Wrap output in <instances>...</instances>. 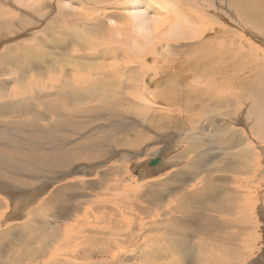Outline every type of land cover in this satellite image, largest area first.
Wrapping results in <instances>:
<instances>
[{
	"label": "bare ground",
	"instance_id": "6f19581e",
	"mask_svg": "<svg viewBox=\"0 0 264 264\" xmlns=\"http://www.w3.org/2000/svg\"><path fill=\"white\" fill-rule=\"evenodd\" d=\"M56 1L65 9H59ZM121 1L126 0H83L81 5L80 0H18L16 2L0 0V40H3L0 44V124H2L0 128L7 130L5 134H0V142L13 143L12 148L0 147V184L4 188L13 184V188L24 191L29 189L30 181L40 177L45 181L38 182H43L42 185L37 186L41 189L50 188L57 182H61L60 189H71L72 186H65L63 181L71 177L73 164L78 161L80 150L75 147L67 149L69 146L67 148L58 147L59 145H55L54 142L71 143L70 138L66 137L71 134L72 138V134L75 136L77 132L76 129H81L79 127L81 125H77L73 120L75 116L79 117V109L82 107V112L91 111L85 117L88 123L93 120L90 114L105 113L107 116L117 114L125 116L126 122L118 118L114 123L115 129L119 131L117 133L120 134L124 132L126 135L127 131L133 132L132 127L136 125L140 129L145 127V131L142 129L143 132L139 136H134V140L121 139L120 145L132 148L131 159L136 156L139 158V155H142L148 147H145V150L137 149L144 144L143 140L158 143L160 147L154 148V151H158L156 159L148 158L143 163L137 162L135 166H132L133 171L141 169L139 165L142 164L146 165L147 168H144L150 175H157L156 173L165 170L169 167V165L163 167L168 164L165 162V155L170 152L168 149L172 148V145L174 147V142H183V138L187 137L184 142L190 141V157L197 150L200 151V165L186 170L188 178L184 180L187 183L190 182V172H192L194 178L190 182L189 191L194 190V193H197L200 189H204L208 199L198 198L201 201L190 206V197L193 195L184 193L180 203L178 200L169 199L163 205L156 204L159 207L155 209L153 201L156 196L154 194L157 192L154 188L163 187L167 180L171 183H180L183 179L180 175L177 176V171H171L169 174L168 171L166 172L168 176L164 179L149 180L148 191L141 193L142 202L149 203L151 200V204L141 210L142 202L134 200L136 211L133 219L128 218L127 214L122 215L118 212L111 214L104 211V208L110 207L116 201L100 197L101 199L95 202L97 206L103 207L102 210H98L96 217L98 227L88 231L84 244H71L68 234L61 236L52 233V241H63V246L52 248L49 239H44L38 244L31 243L39 238V235L32 229L13 230L8 235L18 234L26 238V242L18 244L6 238L9 244L6 245L4 241H1L0 264H161L155 258L166 253L182 255L181 259L175 256L177 259L173 258L172 264H210L201 257L202 255L198 257L199 253L197 254L195 245L198 240L195 241L193 236L198 233L201 235L204 229H209L208 232L210 230L220 232L223 239L235 238V234L227 235L225 221L230 223L231 219L226 218L225 215L233 216L235 217L233 222L243 224L244 234L249 228L246 222L251 225L249 226L252 230H256V226L259 228L258 239H262V248L256 247L255 253H251L250 264L260 262L264 264V211H259L261 216L259 220L262 225L254 224L248 218L250 215L242 212L241 196L237 193L231 195L230 189L233 188L234 192L242 189L240 182L234 183V187L233 184H227L225 176L222 184L221 180L216 181L213 175L208 180L205 168L208 157L203 149L208 142L204 141L206 134L199 129L201 121H195L200 115L201 117L207 116L205 127L212 129L213 126L214 136L223 152L221 154L225 155L224 158H219L218 162L208 160V167L216 163L222 166L220 169L226 167L232 170L242 158L249 156L255 160L254 171L264 173V160L258 154L259 143L264 142V0H234V2L232 0L221 2L220 0H209L211 6L213 5L209 9L213 17L211 20H200L199 22L186 19L189 16L186 14L190 11L185 13L186 17L183 13L190 9L191 4L196 6L206 4H203L202 0H175L176 3L155 0L153 4L151 0H148L145 5L140 0H127L123 4L120 3ZM203 2L206 1L203 0ZM126 3L128 5L124 13L112 11L115 7ZM88 4L95 5L88 11H82V5ZM228 5L230 8H227ZM168 6L180 9L182 16L177 26L161 28L152 20L161 19L168 14ZM111 12L114 17H110ZM199 12L203 14V11ZM48 15H52V21L48 20ZM127 16L135 22L124 29L136 28V30L127 34L120 31L114 32L113 28H119ZM71 21H78V25ZM99 21H105L112 30L107 31L103 25L101 27ZM93 26H98L100 30H94ZM179 26H182V29H179ZM82 27L87 31L85 37L92 40L93 45L90 46L85 42L76 44L78 36L82 35ZM124 29L120 28L121 31ZM212 31H215L214 34ZM190 34L201 38L203 45L198 42L190 45V41H183V36ZM120 35L123 36L118 41L108 40ZM21 37L24 38L19 39ZM16 39H19L17 43L14 42ZM216 43H227L220 47H231L234 50L219 49L215 54H211ZM82 45L90 47L82 49ZM98 49H101L102 54L97 55L104 57L105 60L99 58L101 61L96 63L85 58L88 53ZM57 51L61 57L53 62L54 74L50 75L51 55ZM121 51L125 54L117 58ZM202 51L207 54V59L196 56ZM109 56L113 58L110 62H106ZM159 68L161 71L164 70L163 74ZM85 71L92 79L90 88H88L86 77L82 75ZM164 77L169 80L163 79ZM224 87L231 88L232 101H219L221 94L209 96L212 91ZM29 89L38 91L33 99L28 97ZM87 94L90 98L81 101V98ZM47 98L50 104L45 103ZM210 100L214 101L209 106ZM93 101L94 103L102 101V107L97 111L94 110ZM41 110L47 115H41ZM12 115L16 121L20 119L22 122L18 124L16 122L14 127L11 126L9 121ZM50 115L57 121L52 122L54 126L50 127L49 131L43 132L44 129H40L42 126L39 123L49 119ZM51 119L53 121V118ZM50 122L47 123L49 126L52 124ZM51 131L65 138L55 139L52 144L47 145L48 147L39 146L40 139L34 143L29 138H42V132L49 136ZM146 131L149 136L153 132L156 134L148 137ZM62 133L67 136L61 135ZM26 136L30 140H26ZM144 136L146 138H143ZM54 137L56 138V135ZM49 138L52 137L49 136ZM105 140L106 138L103 141L98 138H89L88 143L95 146L100 142L105 147ZM84 144L89 150L90 145ZM103 150L100 151L102 159L107 154ZM228 151L236 152L228 154ZM162 152L164 153L161 154ZM116 153L121 160L127 159L125 152L119 154L115 151ZM152 161H157V163L148 167V163ZM122 163L123 161L119 162L120 165ZM118 167L115 169L116 173L121 171L117 169ZM4 170L9 173L5 174ZM91 172L87 170V175ZM140 175L138 177L142 179ZM85 179L89 181L90 186H96L93 178ZM220 184L222 196H219ZM251 184L252 181H249L248 188L252 190L254 187L251 188ZM108 187L111 190V185ZM262 187L260 190L251 192L247 188L246 193L262 197L264 200V181ZM151 191H154V194ZM160 197L164 196L160 195ZM3 199L8 207L13 206L14 200L11 196L6 195ZM246 201L256 207L252 198ZM125 204L123 203L120 208H123ZM260 206L264 208V202L259 205V208ZM141 212L144 215H141ZM167 216L170 218L169 221L166 220ZM20 218H22V210H20V216H16L14 220H20ZM257 223H260L258 215ZM202 227L203 232L198 231ZM156 232H161L158 234L159 239L154 241L149 239V234ZM173 234H190V237L173 243L175 242V239L171 237ZM128 242L132 248L130 250L127 249L128 246L126 247ZM215 242L216 239H212L209 244ZM190 243H192L190 251L181 248L182 245ZM253 245L245 247L241 245L242 250H231L232 256L227 258L224 264H245L241 259L242 252L251 251Z\"/></svg>",
	"mask_w": 264,
	"mask_h": 264
},
{
	"label": "rangeland",
	"instance_id": "374dc122",
	"mask_svg": "<svg viewBox=\"0 0 264 264\" xmlns=\"http://www.w3.org/2000/svg\"><path fill=\"white\" fill-rule=\"evenodd\" d=\"M9 1L11 2V0H9ZM14 1L16 2L18 0H14ZM126 1H121L120 3L123 4ZM140 1H142L144 3V5L148 2V0H140ZM171 1L175 2V0H165V2H171ZM204 1H206V2H203V0L201 2L203 4L206 3V4H204L205 6L204 5H201V6L197 5L196 6V5L191 4L192 6L190 5V7H189L190 9L187 8L188 10H185L186 12L184 11L183 16L185 15V13L190 11L188 14H186L187 16L189 15L188 17H186V15L184 16V17H186V19H190L193 22H199L200 20H206V21L211 20V17H213V15H212V13L209 12V9L213 5L211 6V4L209 3V0H204ZM221 1L222 0H220V2ZM232 1L234 2V0H232ZM56 2H57V4H59V9H65V8H63L62 4H60L58 1H56ZM154 2H155V0H151V4H153ZM82 3H83V0H80V5ZM128 3H126L122 6H117L112 11H114L116 13L117 12L124 13L125 8L127 7ZM207 3H209V4H207ZM197 4H199V3L197 2ZM212 4H214V3H212ZM94 5L95 4H88L85 6L82 5L83 6L82 11H84V12L88 11V10L92 9L94 7ZM198 7H200V8H198ZM227 8H230L229 5L227 6ZM167 10L169 11V13L166 14L163 18L152 20L153 22H156L161 28L170 27L171 25L177 26L179 21H180V18L182 16L180 9H178V8L174 9V8L168 6ZM173 11H175V13ZM199 11H203V14ZM71 12H76V11H71ZM209 14H210V16H209ZM190 15H191V17H190ZM206 16H207V19H206ZM110 17H114V16H112V12L110 13ZM47 18L49 21L53 20L52 15H48ZM71 22L78 25L77 24L78 21H71ZM134 22H135V20H133L132 18L127 16L124 18L121 26L119 28H113V30H114V32L120 31L121 33H125V34L133 32L136 30V28L124 29V27L130 26V24L134 23ZM99 23L101 24V27L103 25L107 31L112 30L111 27L106 25L105 21H99ZM80 27L81 26L79 25V28ZM120 28L124 29V31H121ZM93 29L96 31L100 30V28L98 26H93ZM179 29H182V26H179ZM59 31L63 32V30H59ZM214 32L215 31H212L213 34H214ZM65 33H69V32H65ZM86 34H87V31H85L84 28L82 27V35L80 34L78 36L76 44H81L82 42H85V43H88L90 46L93 45L94 42L90 39H87L85 37ZM121 36H123V35L113 36L112 38H109L108 40L118 41L121 38ZM183 37H184L183 41H185V40L190 41V45H193L197 42L200 45H203V44H201V38L195 37L191 34L190 35H184ZM23 38L24 37H21L19 39H23ZM19 39H16L14 42L17 43L19 41ZM2 41L3 40H0V44ZM49 41L51 42V38H49ZM183 41H180V42H183ZM14 42H13V44H16ZM225 44H227V43H216L213 46V50H212L211 54H215L219 49L230 48L231 50H234V48H231V47H220L221 45H225ZM90 46L82 45L81 47H82V49H84V48H88ZM58 52L59 51H57L56 53L51 55L52 59L50 61V68H51L50 75H52V73L54 74V71H53L54 63L53 62H55L57 59H59L61 57V55L58 54ZM97 54H102L101 49L91 51L90 53H88L85 56V58L92 60L96 63H99L101 61L99 58L104 59V57H101ZM123 54H125V53L123 51H121L120 56L118 55L117 58H121L123 56ZM164 54H166V53H164ZM196 56H198L200 58L204 57L206 59L208 57L207 54H205L203 51L197 53ZM112 58L113 57L110 58V56H109V58L107 57L106 62H110V60H112ZM89 60H85V61H89ZM159 70L161 71V68H159ZM161 72L163 74L164 70L162 69ZM82 75H84L86 77V80L88 83V88H90L92 86L91 77L87 75L86 71H85V73H82ZM163 79L169 80L167 77H164ZM37 92L38 91H36L34 89H29L28 90V97L30 99H33L37 95ZM230 92H231V88H226V87L218 88V90L212 91L209 94V96H216L217 94H221L222 97L219 101H232L230 98ZM104 97H107V95H104ZM89 98H90V96L87 94V96H84L81 98V101H86ZM47 100H48V98L45 100L46 101L45 103L50 104V102ZM181 101H185V100L181 99ZM213 101L214 100H210L209 106L213 104ZM160 102H162V101H160ZM162 104H165V103L162 102ZM102 105H103L102 101H98L97 103H94V101L92 102L93 109L96 111L100 107H102ZM79 110H80L79 117L75 116L74 117L75 119L73 120V122L76 123L77 125H81V126H79L81 129L77 128L76 129L77 132H75V136H73V134H72V138H71V134H68V136L63 135L64 133L61 134L63 136H67L66 138H68V139L70 138L71 143L67 144V142H62V141H59L60 143L54 142L55 139L61 140L65 137H62V136H60V134H57V133L54 134L53 131H51L53 134L52 133L49 134V136H51L52 138H49L48 134L47 135L43 134L44 131H49L50 127L54 126L52 122L57 121V119H55V117H53L51 115H50V117L53 118V121L49 117V119L39 123L42 126V128L40 127V129L41 130L44 129L42 134H41V137L43 139L33 137V138H35V140H34L32 137H29L31 139V141H33V142L34 141L38 142V139H40L39 140L40 142H38L39 146L48 147L50 144H52L54 142L55 145H59L58 147L61 146L63 148H67L69 146L67 149H73L75 147V148H78L80 150L78 158H77L78 161H75V163L73 164L74 168H73V171L71 173V177H68V179H65L63 181V182H65V186H72V188L67 189V190H62V189H60L61 182H57V183L51 185L52 187L50 186V188H52L53 190L50 188L41 189L37 186L42 185V183L45 181L40 177H38V179L36 178L37 180L33 179L32 181H30L29 182V184H30L29 189L24 190V191L17 189V188H13V184L7 185L8 188H4L0 184V229H1V233H2V238L0 239V242L4 241L6 245H9L7 243V239H6V238H9V239H12L13 241H16L18 244H22V243L26 242V238L21 237L18 234H15V235H8V234L13 230H19L22 228H29V229H32L33 231H35L39 235V238L37 240L32 241L31 243H37L38 244V243H41L40 241H42L44 239H49L50 243L52 244V248H56L57 246H60V245L63 246V241H61V240L52 241L51 240L52 233H57L58 235H61V236H63L64 234H68L70 237V243L71 244H76V243L84 244V240L87 238L86 236H87L88 231L98 227V222L96 221V217L98 214V210H102L103 207H99L96 205L95 202L97 199H101L100 197H106L108 199L111 198L112 201H116L115 204H112L110 207L104 208V211H108L111 214H114L117 212L121 213L122 215L127 214L128 218L133 219L134 214H135L134 212L136 211V202H138V201L142 202L140 195L142 192L144 193V192L148 191V188H149L148 183L150 182L149 180H151L152 178H154L153 180H155V178H156V180L161 179V178L164 179L168 176L166 173L168 171H169L168 174L171 173V171H174V170L177 171V176L180 175V177H183V179L180 180L181 181L180 183H174V182L171 183V181L168 182V180L166 182L163 181V182H165V185L161 182V184H163V187L154 188V190L156 189L157 193L154 194V191H151V192H153L154 195H156L155 197H157V198L154 197V201H153L155 209L158 208L159 205L165 204L166 201H168L169 199H173L174 201L178 200V202L180 203L181 196L188 194V193L193 195L192 197H190V206H191V204L194 205L195 203L201 201V199H198V198L204 197V198L208 199L207 192L204 189H200V191L197 193H194V190L189 191L190 190V182L193 181V178H194L192 172H190V182L187 183V181L184 180V179L188 178V174H187L186 170L192 169L193 167H197L200 165V162H199L200 151L197 150L194 154H191V157H190V148H189L190 147V145H189L190 141L188 140V142H184V140L187 137L183 138V142L182 141L176 142V143L174 142V144H175L174 147L172 145L171 146L172 148L168 149L170 152H168V154L165 155L166 161L164 160L168 164H165L163 167H165V166L167 167V165H169V167L166 168L165 170H162V171L156 173L157 175H150V173H148L145 170V168H147L146 165L144 166V164H142V165H139V167H141V169L143 171L140 168H138L137 170L135 169L133 171L132 166H135L137 162L140 161L139 163H143L144 160H146L148 158L151 160L156 159V157H157L156 154L158 153V151H154V148L158 149V147H160V146L157 145L158 143H156V144L153 143V141L151 142V141L143 140L144 144L146 142L147 143L145 145L144 144L140 145L137 149H144L145 147H147V146L148 147L145 148L146 150L144 149L145 151L142 152V155H139V158H138V156H136V158L131 159L130 153H132L133 150L131 147L128 148L127 146L125 147L124 145H120L122 143L121 139H123V140H126V139L130 140L131 139V141H132L135 138L134 136H136V135L139 136V134H141L143 132L145 127L140 129L136 125V126L132 127L134 129V131H133L134 133L131 131H127L126 132L127 134L124 135V132H122L121 134L124 136V138H125L124 139V138H122L123 136L121 137L120 133H117L119 131H117L114 127L115 126L114 123H116V120L118 118L122 119L123 122L127 121L125 116L123 117L122 114H117L114 116H110V115L107 116L105 113H103L101 115L97 114V113L95 115L90 114V116L93 118V120L91 123L90 122L88 123L86 121L85 117L87 116V114L91 113V111L86 110V112H82V107H80ZM40 112L42 114L38 113V112H36V113L41 114V115H43V114L47 115V113H45V111H43V110H41ZM125 115H127V114H125ZM65 116H67V115H65ZM198 117H196L197 120L195 119V121H201L199 129H201L203 131V133L206 134L204 141L208 142V145L203 147L204 152L208 157L207 161L211 160V161L218 162L219 158H224L225 155L221 154L223 152H222V150H220L218 141H217L216 137L214 136L215 133L212 130L213 126H212V129L205 127L206 126V122H205L206 120L205 119L207 118V116L201 117V115H200ZM16 122L18 124V123H21L22 121H20V119H17V121H16V118L14 117V115H12V119L9 121V124L14 127L16 125ZM49 122H50V124L52 123L51 126L48 125ZM44 123H45V127H44ZM0 125H2V124H0ZM22 125L23 124H21V126ZM47 125L49 126V128ZM82 126H83V128H82ZM125 126H129V125H125ZM94 127H95V129H94ZM45 128H48V129H45ZM102 128H104V129H102ZM78 130L80 131L79 133H78ZM6 132H7L6 129L3 130L2 128H0V134H5ZM146 133H147L148 137L154 136L156 134L155 132H153L149 136L148 135L149 133L147 131H146ZM54 135H56V138L54 137ZM142 135H144V134H142ZM85 136L86 137L90 136L89 137L90 139H95V138L97 139L98 138V139H100V141L101 140L103 141V139L106 138V140L104 141L105 147L103 146L104 144H102L100 142L95 146L91 145L90 143H88L89 138L87 139ZM91 136H92V138H91ZM29 138L27 137L25 139L30 140ZM47 138H49V139H47ZM143 138H146V137L144 136ZM50 139L52 142L50 141ZM160 141H162V140H160ZM42 143H43V145H42ZM63 143H64V145H60ZM76 143L80 144V146ZM84 143H87L88 145H90L89 150L86 149V146ZM107 144H109V145H107ZM12 145H13V143L10 141L0 142V147L3 146V147L12 148ZM75 145H78V146H75ZM154 145H155V147H154ZM81 146H82V148H81ZM121 146H123V147H121ZM101 150H103L104 152H107L106 157H105L106 160H105V158H103V159L101 158V156H100ZM115 151H118L119 154H123V152H125L127 159L121 160L119 158L120 156L117 155V153L115 154ZM235 152L236 151H234V152L228 151V154L229 153L234 154ZM163 153L164 152H162L161 154H163ZM258 154H259L260 158L264 160V142L259 143ZM185 155H187V156L185 157ZM227 155H226V157H227ZM108 159H109V161H108ZM216 159H218V160H216ZM200 160H202V159L200 158ZM120 161H123L122 165L119 164ZM207 161H206V167L205 168L207 169L208 180L213 175L214 179L216 181L221 180V184H222V182L224 180L223 177L225 176L227 184H233L234 187H235L234 183L236 184L237 182H240L242 189L238 190L239 192H234L233 188L230 189L231 195H233L232 193H237L238 195L243 197V198L240 197V200L241 199L243 200L242 212H244L246 215H250V216H248V218L254 224L262 225L261 221L259 220L261 218V216L259 215V213H260L259 211H264V208L262 206H260V208H259V205L262 204L264 202V200L262 197H255L254 194L251 195V194L246 193V189L249 186L248 185L249 181H252V184L250 185V187L251 188H252V186L254 187V188H252V190L248 188V190L250 192L253 190L257 191V190H260L263 188L262 185H263V181H264V173L260 174L259 171H257V170L254 171L255 160L250 158L249 156H246V157L242 158V160L232 170L226 169V167L223 169H220L222 166L220 164L217 165L216 163L212 164L211 167H208ZM97 167H99V168H97ZM116 167H118L117 169L121 170L120 173L115 172ZM87 170H91L92 172L89 175H87ZM8 171L10 172L9 169H8ZM9 172H7V170H4L5 174H7ZM118 174H120V175H118ZM181 174L184 175L185 177L182 176ZM185 174H187V175H185ZM202 174H204V172H202ZM139 175L142 176L143 178L142 179L139 178L138 177ZM153 176H155V177H153ZM85 178H93V180H95L96 186H90L88 184L89 181ZM67 180H70V181H67ZM134 180L137 182H135ZM41 181H43V182L38 183ZM207 181H205V182H207ZM9 183H12V182H9ZM126 184L127 185L131 184L132 186L131 185L127 186ZM221 184L219 185V193H220L219 196H222V194H223L221 187H220ZM110 185H111V190H110V187H108ZM54 186H55V188H54ZM124 187L126 189H124ZM140 187L143 189H141ZM107 189H109L110 191ZM139 189H141V190H139ZM166 190H169V191H166ZM227 191L229 193V189ZM128 194H130V195H128ZM6 195L11 196V198L14 200V204L12 207H8L7 204L5 203L3 197ZM160 195L164 196V197H160ZM136 196H140V197L137 198ZM247 196H249V197H247ZM77 197H79V198H77ZM251 198L253 201H255L256 207L251 206V204H249L248 201H246V199L251 200ZM115 199H117V200H115ZM159 199L163 203L161 201H159ZM254 199H256V200H254ZM129 201H130V203H128ZM123 203L124 204L128 203L129 206H128V204H125V206L123 208L122 207L120 208V206ZM158 203H159V205L156 206V204H158ZM148 204H151V200H149V203L142 202L140 205V209L142 210V208L146 207ZM191 209H193V208H191ZM20 210H22V218H20V220H14V218H16V216H20ZM141 215H144V213L141 212ZM257 215H258V222H260V223H257ZM225 217L231 219L230 223L225 221L226 222V228L225 229H226L227 235L230 236L232 234H235V238L223 239V238H221L222 235L220 234V232L211 231V230H210V232H208L207 230H209V229H204L203 234L200 235V233H198V234L193 236L195 238V241L198 240L197 242H199L201 240L199 242V244L197 242H196L197 244L195 243L197 254L199 253L198 257H200V255H202L201 257L204 258L210 264H224V262H226L227 258L232 256L231 250H233V249L242 250L241 245L245 247V246L254 244L253 245L254 247H252L251 251H243L242 252L241 259L244 261L245 264H250V261L252 260L251 259V253H255L256 247H258L260 249L262 248V243H261L262 239L261 240L258 239L259 228H257V226H256V230H254V229L252 230V227H250L251 225L246 222V225L249 228H247V233L245 232V234H244L243 224L235 222V221L233 222V220H235V217H233V216L227 217L225 215ZM262 217H263V215H262ZM166 220L169 221L170 218L167 216ZM228 226H230V227H228ZM200 230L202 231L203 227H202V229L200 228L198 231H200ZM160 233L161 232L149 234V239H151L152 241L159 239L158 234H160ZM154 237H156V238H154ZM171 237L173 239H175V242H173V243H177L178 241L182 240L183 238L190 237V234H173V235H171ZM196 238H198V239H196ZM199 238H200V240H199ZM212 239H216V242L213 244H209V241ZM202 240H205V241H202ZM173 243H171V244H173ZM192 243L182 245L181 248H183L186 251H190V247H191ZM203 244H206V245H203ZM199 245H201V246H199ZM39 246H41V245H39ZM126 247L128 250L132 249L129 245V242L127 243ZM155 247L158 248V246H155ZM157 248H156V250L158 251ZM175 256H177V254L171 255L170 253H166L162 256L156 257L155 260H159L161 264H172L171 263L172 259L173 258L177 259ZM181 256H177V257L179 259H181ZM128 264H131V263H128ZM256 264H261V262L256 263Z\"/></svg>",
	"mask_w": 264,
	"mask_h": 264
},
{
	"label": "water",
	"instance_id": "95a60500",
	"mask_svg": "<svg viewBox=\"0 0 264 264\" xmlns=\"http://www.w3.org/2000/svg\"><path fill=\"white\" fill-rule=\"evenodd\" d=\"M156 163H157V161H154V162H153V161H152V162H149V163H148V167H152V166H154Z\"/></svg>",
	"mask_w": 264,
	"mask_h": 264
}]
</instances>
